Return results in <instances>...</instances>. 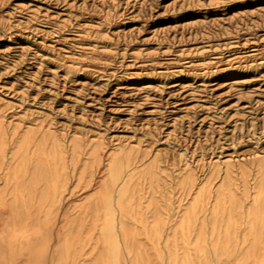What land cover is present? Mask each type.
<instances>
[{
    "label": "rangeland",
    "instance_id": "rangeland-1",
    "mask_svg": "<svg viewBox=\"0 0 264 264\" xmlns=\"http://www.w3.org/2000/svg\"><path fill=\"white\" fill-rule=\"evenodd\" d=\"M0 121L16 142L35 129L83 149L63 205L37 218L28 209L19 233L31 244L11 246V264H57L62 230L98 202L118 147L156 167L135 224L151 264H173L182 250L168 244L171 218L196 192L183 179L210 183L215 163L240 171L264 161V0H0ZM152 201L169 217L159 245L148 239Z\"/></svg>",
    "mask_w": 264,
    "mask_h": 264
},
{
    "label": "bare ground",
    "instance_id": "bare-ground-1",
    "mask_svg": "<svg viewBox=\"0 0 264 264\" xmlns=\"http://www.w3.org/2000/svg\"><path fill=\"white\" fill-rule=\"evenodd\" d=\"M82 153L78 141L35 129L27 130L16 142L0 121V181L4 184L0 188V264H11V246L28 250L30 239L20 238L19 229L28 222L30 207L36 206L32 211L37 218L41 211L63 205L68 169L76 166ZM92 159L84 167L91 173L99 168L102 153L95 152ZM214 167L215 179L220 180L217 187L215 179L198 184L193 174L182 181L191 189L196 186V192L183 214L177 212L171 218L168 244L172 247L177 241L182 250L179 256L172 250V263L219 264L226 258L234 260L232 264H264V161L240 171L230 164L215 163ZM103 173L107 177L98 202L85 204L62 230L56 263L75 264L76 258L83 256L82 264H151L149 241L141 239L135 209L140 185L143 179L156 177V167L118 147ZM82 178L80 174L79 180ZM151 205L154 215L148 239L159 245L169 217L160 213L154 201ZM81 237L84 244L77 246ZM88 237L95 238L89 252L85 251ZM113 249L116 256L112 261ZM125 252L130 255L129 262L125 261Z\"/></svg>",
    "mask_w": 264,
    "mask_h": 264
}]
</instances>
